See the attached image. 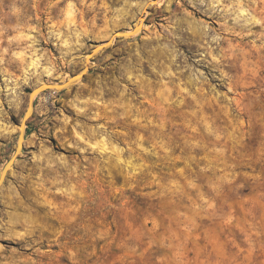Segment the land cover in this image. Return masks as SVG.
<instances>
[{"label":"rangeland","instance_id":"374dc122","mask_svg":"<svg viewBox=\"0 0 264 264\" xmlns=\"http://www.w3.org/2000/svg\"><path fill=\"white\" fill-rule=\"evenodd\" d=\"M0 0V264H264V0Z\"/></svg>","mask_w":264,"mask_h":264},{"label":"water","instance_id":"95a60500","mask_svg":"<svg viewBox=\"0 0 264 264\" xmlns=\"http://www.w3.org/2000/svg\"><path fill=\"white\" fill-rule=\"evenodd\" d=\"M157 0H151L150 2L147 3V5L143 9V13H145L148 9V7L154 3H156ZM143 16L139 17L138 22L136 25L130 29V30H123V31H116L113 33L111 38H109L107 41L101 43L100 45L95 46L90 53H88L85 57V65L82 67V69L71 76L69 79H67L64 82L60 83H44L40 84L36 87H34L31 92L29 93V100H28V106L26 109V112L24 114V117L19 125V136H18V141L17 145L15 148V152L12 155V157L9 158V160L6 162V164L3 166L2 171L0 173V187L4 184L5 179L9 173V171L13 168L16 160L20 156V154L23 151L24 147V141H25V132H26V126H27V121L30 119L33 113L34 109V103L36 98L49 91H57V92H63L67 91L74 86H76L78 83H80L86 74L89 72L90 69V63L92 60L106 47L110 46L113 42L114 38H132L136 36L137 34L140 33L143 25Z\"/></svg>","mask_w":264,"mask_h":264}]
</instances>
